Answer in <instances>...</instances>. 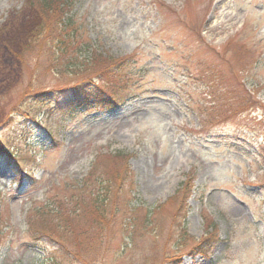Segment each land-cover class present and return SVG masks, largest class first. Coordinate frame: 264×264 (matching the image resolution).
Wrapping results in <instances>:
<instances>
[{
  "label": "rangeland",
  "instance_id": "374dc122",
  "mask_svg": "<svg viewBox=\"0 0 264 264\" xmlns=\"http://www.w3.org/2000/svg\"><path fill=\"white\" fill-rule=\"evenodd\" d=\"M34 1L0 0V139L26 170L0 163V264H264V0H71L83 38L134 61V104L78 112L48 148L34 123L53 104L29 95L79 82L26 52L42 38ZM113 148L134 175L135 190L117 194L144 203L146 227L114 187L103 230L89 222ZM50 202H64L60 213L40 215ZM30 222L61 242L30 233ZM207 232L201 255L193 246Z\"/></svg>",
  "mask_w": 264,
  "mask_h": 264
},
{
  "label": "trees",
  "instance_id": "16d2710c",
  "mask_svg": "<svg viewBox=\"0 0 264 264\" xmlns=\"http://www.w3.org/2000/svg\"><path fill=\"white\" fill-rule=\"evenodd\" d=\"M70 3L71 0H35L32 2L38 18L33 35L35 36V40L38 37L39 40L40 37L42 38L35 46L34 42H31L26 47V52L36 53L37 56L42 54L48 59V63L52 61V64L49 63V70L53 69L54 73L64 77L66 81L70 79L69 77H74L79 82L61 89L54 87L44 88L39 91H34L29 95L34 100L40 98L42 101L41 104L45 107L53 104L51 108L46 110L43 118L44 121H36L34 123L40 128L39 135L40 137L42 136V140L44 139L45 142H48L46 145L47 148L57 142V130L62 127V123L66 119L74 117L78 112L81 113L90 109H104L113 111V114H118L130 105V102L134 104L133 98L135 96L125 91V89H128L130 77L134 75L131 65L134 61H131L129 56L112 59L111 57H106L98 48L93 47L89 41L83 38L81 33L84 30L82 22H78L77 17L71 13ZM89 70H91V74L85 76L84 72ZM123 90L125 93L117 97V93ZM60 96L62 98L58 99ZM224 101L226 103L231 102L228 98L224 99ZM49 122L54 123L49 124ZM54 124H56L55 127L53 126ZM39 147L42 148L45 145H40ZM107 155L109 158L108 161H110L108 167L110 171L108 172L111 178L95 175V184L98 185L94 187V191L92 192L93 198L91 199L95 214L89 222L92 224L97 223L98 232L103 230L100 226L107 218L105 215L110 201L109 194H111V188L114 187L113 194L116 197V202L120 201L121 204L123 203L128 213L136 212L135 215L130 214V216L137 223L139 222V217L136 218V216L139 214L145 220L142 224L146 227L151 220V211L146 208L144 203L140 199H137L134 193L135 195L132 197L129 194L128 200L124 204L122 198L125 194H117L119 190L123 189L125 191L124 187L126 184H128V188L132 192L135 190L132 187L134 184L133 171L126 163L129 155L115 148H113L112 153L110 151ZM0 163L5 164L4 166L9 169L12 168L13 172H15L14 169L18 170L16 174L13 173L15 175L19 173L24 174L26 171L23 168L22 157L19 154H11L2 139H0ZM100 170L104 173L105 169L100 167ZM92 176L93 171L91 170L88 173V177L92 178ZM15 178L18 177L15 176ZM183 184L185 185L186 183L184 182ZM98 193L101 195L98 196ZM71 202L73 203L72 209L75 214L83 211V206H80V203L74 201L73 198H70V200L67 199L65 204L69 205ZM54 204L53 202L45 204L47 208L40 215L43 213L51 214L49 211H52V214H57L58 211L60 213L62 209L60 206H63L64 202L57 206ZM114 208L115 210L117 209V204ZM181 208L179 206L178 212L181 211L182 214L183 208L182 210ZM96 214L97 218H95ZM28 228L30 233L36 232L37 234L40 233L42 236H45L48 242L57 245L61 242L60 234H57L56 231H54L56 234L51 231L53 236L44 229H34L31 222ZM208 228L211 229V225ZM207 234L208 236H205L193 246L195 251L200 254L202 253L201 255H207V250H211L212 248V233L207 232Z\"/></svg>",
  "mask_w": 264,
  "mask_h": 264
}]
</instances>
